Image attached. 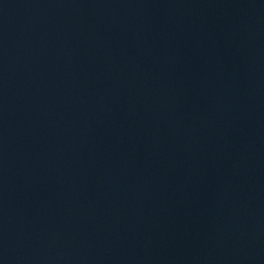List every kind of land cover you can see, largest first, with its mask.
Masks as SVG:
<instances>
[{
  "label": "water",
  "instance_id": "1",
  "mask_svg": "<svg viewBox=\"0 0 264 264\" xmlns=\"http://www.w3.org/2000/svg\"><path fill=\"white\" fill-rule=\"evenodd\" d=\"M0 264H264V0H0Z\"/></svg>",
  "mask_w": 264,
  "mask_h": 264
}]
</instances>
